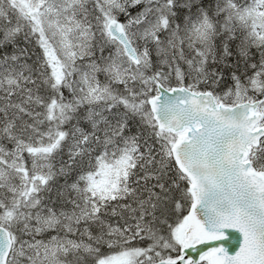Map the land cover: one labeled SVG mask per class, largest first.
Here are the masks:
<instances>
[{
	"label": "snow or ice",
	"instance_id": "snow-or-ice-1",
	"mask_svg": "<svg viewBox=\"0 0 264 264\" xmlns=\"http://www.w3.org/2000/svg\"><path fill=\"white\" fill-rule=\"evenodd\" d=\"M0 264H264V0H0Z\"/></svg>",
	"mask_w": 264,
	"mask_h": 264
},
{
	"label": "water",
	"instance_id": "water-1",
	"mask_svg": "<svg viewBox=\"0 0 264 264\" xmlns=\"http://www.w3.org/2000/svg\"><path fill=\"white\" fill-rule=\"evenodd\" d=\"M200 247V246H197ZM192 255L196 256V258H198V255L196 253H191Z\"/></svg>",
	"mask_w": 264,
	"mask_h": 264
}]
</instances>
